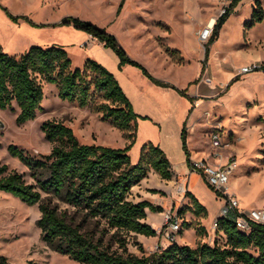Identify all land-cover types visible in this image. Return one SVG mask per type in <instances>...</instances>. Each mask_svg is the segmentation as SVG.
Listing matches in <instances>:
<instances>
[{"label": "rangeland", "instance_id": "1", "mask_svg": "<svg viewBox=\"0 0 264 264\" xmlns=\"http://www.w3.org/2000/svg\"><path fill=\"white\" fill-rule=\"evenodd\" d=\"M231 1L0 0V45L10 54H19L31 45L62 46L70 58L71 67L82 68L87 58H80L83 49L81 45V49L78 48L75 39L79 32L85 31L73 25L58 24L63 17L74 16L113 34L125 51L122 41L136 58L146 60L158 72H166L164 74L177 86L186 89L188 82L196 75L198 63L203 58V47L208 41L202 43L197 40L196 43L191 36L192 25L196 24L193 32L195 35L197 29L211 22L212 18L216 20L220 10L227 9ZM259 1L264 8V0ZM251 2L254 0H239L232 9L219 29L217 38L209 45V52L212 51L210 65L207 61L199 79L192 84L197 94L218 99L220 103L223 101V105L214 110L209 107V114L205 110L200 115L195 136L190 143L193 147L197 143V136H201L202 149L208 154L206 158L209 163L222 164L227 159H235L237 165L229 177L228 188L231 193L238 195L236 197L244 209L264 207V71L255 69L239 73L240 67L251 63L253 57L258 56L264 60V19L251 25L245 24L251 16ZM163 31L166 33L162 41L170 48L181 50H168L174 53L172 59L178 65L165 62L162 44L157 38ZM199 48L202 50L201 57ZM181 52L183 57L180 56ZM205 72L207 77L204 76ZM227 72L236 74L226 80ZM202 80L207 86L215 87L210 90L199 88ZM220 80H224V83H218ZM99 101L102 100L96 96L94 102ZM40 106L33 120L20 124L16 122L18 109L15 103L12 109L0 108V163L6 164L8 170L14 169L21 173L27 182L31 181L28 168L11 155L8 148L10 145L16 146L34 157L47 154L53 145L46 140L41 128L47 120L62 121L71 127L80 143L123 147L127 142L125 133L109 121L102 120L101 113L92 111L90 106L79 107L76 102L61 99L52 83H43ZM138 120L151 122L148 117L138 115L134 141L128 150L131 161L135 159L134 151L139 158L143 144L150 142L157 145L153 130L147 125L142 128ZM152 125L158 127L154 122ZM214 127L222 133L224 140V144L217 149L212 148L208 142V133ZM192 173L195 175L191 174L189 183L204 202L203 206L209 209V217L208 212L205 216L194 215L189 209L190 199L185 195L186 190L178 192L179 186L183 185L171 179L168 184L177 196L185 199H177L171 208H160L163 211L161 214L154 212L149 215L147 220L157 224L154 236L116 231L108 228L102 220L96 222L62 202L57 204L61 211H66L69 219L81 224L83 231L91 233L94 239H100L103 245L118 252L148 255L159 251L165 243L162 233L166 228L163 214L169 209L182 222V228L175 233L178 244L195 247L203 242L211 244L213 240L223 244V233L219 230L212 233L210 227L223 199L199 172ZM160 195L164 193L160 192ZM39 216L37 204L28 205L18 197L0 190V255L7 257L10 264H25L27 261L37 264H78L68 255L52 250L42 240L36 223ZM198 226L205 228V232L197 233Z\"/></svg>", "mask_w": 264, "mask_h": 264}, {"label": "trees", "instance_id": "2", "mask_svg": "<svg viewBox=\"0 0 264 264\" xmlns=\"http://www.w3.org/2000/svg\"><path fill=\"white\" fill-rule=\"evenodd\" d=\"M238 1L232 0L216 19L212 35L203 47L202 70L209 45L217 38L219 29ZM262 19L264 8L259 0H254L250 19L245 24L251 25ZM58 24L73 25L110 48L118 56L119 68L130 64L139 68L154 84L175 89L189 100L188 113L191 112L195 98L189 96L186 89L151 75L126 53L113 34L74 16H65ZM256 70L264 71V62ZM43 83L54 84L61 99L76 102L79 107L90 106L92 111L101 113V119L123 131L127 139L123 147L80 143L71 127L62 121L47 120L41 125L46 140L53 143L47 154L34 157L16 146H9L11 155L28 168L31 181H25L21 173L8 170L6 164L0 163V190L28 205H38L40 216L36 223L42 240L52 250L68 255L78 264H264V224L251 223L250 229L244 232L237 228L232 216L218 219L217 230L225 236L223 244L213 240L211 244L203 242L191 247L174 241L148 255L111 250L100 239L83 231L81 224L69 219L57 202L72 207L85 218L96 222L102 220L116 231L154 236L155 230L144 221L145 208L155 212L160 211V207L147 201L133 202L128 199V192L151 169L160 178L171 179L170 161L159 145L150 142L142 145L138 161H131L128 150L134 141L138 115L114 75L104 66L87 58L82 68H72L66 50L58 45H31L19 54L5 52L0 45V108L12 109L15 103L17 123L35 118L41 108ZM96 96L102 101L94 102ZM186 137L184 121L181 147L189 165ZM185 195L190 199L189 209L194 215L207 214L193 194L186 191ZM196 232L201 234L205 228L198 226ZM0 264L10 263L7 257L0 255ZM25 264L37 263L27 261Z\"/></svg>", "mask_w": 264, "mask_h": 264}, {"label": "crops", "instance_id": "3", "mask_svg": "<svg viewBox=\"0 0 264 264\" xmlns=\"http://www.w3.org/2000/svg\"><path fill=\"white\" fill-rule=\"evenodd\" d=\"M249 5H251V10H250L251 12L254 6V2L249 3ZM192 26L193 27L191 31V36L193 37L195 42L198 43L193 33L196 29V24ZM165 33L166 32L163 31L161 35H157L159 43L162 44L161 51H163L165 54L164 55L165 62L170 63V65L172 62H173V65H178V63H176L172 59L174 53L172 52L170 53L168 52V50H172L176 52L181 51V50L170 48L162 41ZM75 40L78 41V48H80L79 45H81V48L83 49L82 55L80 56V58L82 60L86 58H94L100 64L104 65L114 75V77L118 81L123 92L129 99L132 105L133 111L137 115L142 116V117H148L149 120H151V122L145 121V120H142V121L138 120V124L139 126H142V128H145L144 125H147L153 130V133L155 135L154 141L164 151L168 160L170 161L171 171L173 173V176L171 179L177 180L181 185L185 186V190L193 194V196L198 200L200 204L204 203L198 197L195 191L191 188V185L189 183V178L191 174L192 175H195V174L189 171V165L186 161V156L184 154V151L182 150L181 138H180L182 125L185 121L186 131H187V137H186L187 148L190 153L189 158L190 159H202V158L207 157L208 154L206 153L205 150L202 149L203 144H202L201 136L200 135L197 136L198 137L197 143L194 144L193 147L190 146L191 139L194 138L195 136L194 132L197 130V129L195 130L196 123H197V120L200 118V115L204 113L205 110H208V114H209L211 112L209 107L212 108V110H214L215 108L221 107V105H223V101L220 103L218 99H213L210 96L209 98H206L205 95L197 94L195 92L196 90L192 88L193 87L192 84L194 83V80L199 79L200 74L203 72L205 68L204 66L202 70L203 58L201 60L199 59L201 63H198V70L196 72V75L192 80L188 82V86L186 88L187 94L195 98L194 106L191 112L188 113V110L191 107V103L184 96H181L180 94H178L175 89L171 87H163V86L154 84L141 72L139 68L132 66L130 64H125L121 68H119L118 67V63H119L118 56L110 48L102 47L103 44L101 42H96V40L91 35L87 34L86 32H79ZM121 44L126 49L128 55L132 59L142 64L151 75H153L154 77L164 82L173 84L177 88L183 89L177 86L168 75L164 74L166 72H158L156 69L152 68V66L148 64L146 60L136 58V56L132 54V52L129 50V48H127L126 44L123 41L121 42ZM86 45L88 47L84 48ZM199 51H200V57H201L202 50L199 48ZM211 53L212 51L210 50L208 54V58H207L209 65H210ZM180 56H182V52ZM250 62L251 63L252 62H264V60H260L258 56H255L250 60ZM243 65H246V64H243ZM208 69L211 73L210 66ZM235 74L236 73L227 72L226 80L230 79ZM204 76L207 77V72H205ZM210 82H211V79H210ZM220 82L222 84L224 83V80L222 81L220 80L218 83ZM207 85L208 84L202 80V82L199 83V88L201 89L206 88L210 90L215 87L214 85H210V86H207ZM189 88H191L190 91H189ZM222 97L220 98L221 100H222ZM203 107L205 108L202 110V112H199L201 108ZM152 122L158 124V127L153 126ZM136 154L137 152L134 151L133 156L135 157V159H132L133 162L138 161V160L135 161L138 158L136 157ZM171 179H162L156 172H154L151 169L144 178H142L138 183H136L130 188L128 192V199L132 200L133 202L147 201L154 206L160 207L161 209L163 208V210L167 208H171L174 203H177L176 201L177 199H183V200L185 199V198H181L180 196H177L173 187H171L168 184V182ZM160 192H163L164 195L161 196ZM236 196L238 197V195ZM239 206H240V202H239ZM206 210L208 212V216H207L208 218L209 209L206 208ZM145 211H146V218L144 221L150 224V226L153 229L156 228L157 224L155 222L152 223L147 220L149 218V215L154 212L150 211L147 207L145 208ZM155 212L156 213L158 212V214H161L163 211L160 210V211H155ZM202 221L204 222V218H202Z\"/></svg>", "mask_w": 264, "mask_h": 264}, {"label": "built area", "instance_id": "4", "mask_svg": "<svg viewBox=\"0 0 264 264\" xmlns=\"http://www.w3.org/2000/svg\"><path fill=\"white\" fill-rule=\"evenodd\" d=\"M226 8H222L218 17L225 12ZM217 17V18H218ZM216 18V19H217ZM216 20H214L215 23ZM209 21L195 32V36L199 42H206L212 35L213 25ZM260 64L252 62L243 65L239 69V73H247L259 68ZM208 142L212 148H220L224 144L222 133L214 127L208 133ZM237 162L235 159H227L222 164L209 163L207 158L190 159L189 171L199 172L207 182L223 199L218 215L211 222V231L215 233L218 229V219L232 216L237 228L241 231L247 232L250 229L251 223L264 224V207L244 209L239 206L238 198L231 193L228 188L229 177L235 170ZM185 190V186H179L178 192ZM164 222L166 228L164 229L163 237L165 243L158 250L164 249L168 244L175 241V233L182 227L181 220L169 209L164 214Z\"/></svg>", "mask_w": 264, "mask_h": 264}, {"label": "bare ground", "instance_id": "5", "mask_svg": "<svg viewBox=\"0 0 264 264\" xmlns=\"http://www.w3.org/2000/svg\"><path fill=\"white\" fill-rule=\"evenodd\" d=\"M214 20H215V19L212 18V21H211V22L209 21L210 25H212V24L214 23Z\"/></svg>", "mask_w": 264, "mask_h": 264}]
</instances>
